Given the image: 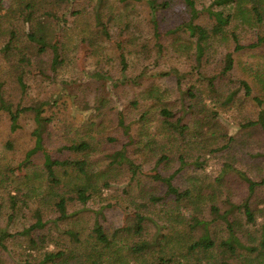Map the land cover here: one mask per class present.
I'll list each match as a JSON object with an SVG mask.
<instances>
[{
	"label": "rangeland",
	"instance_id": "374dc122",
	"mask_svg": "<svg viewBox=\"0 0 264 264\" xmlns=\"http://www.w3.org/2000/svg\"><path fill=\"white\" fill-rule=\"evenodd\" d=\"M240 1L246 5L244 16H252L253 3L264 16V0ZM209 2L197 0V5L201 8ZM1 4L0 48L9 30L22 41L24 29L31 25L14 0ZM180 5L175 0L156 15L159 37L154 35L144 0H104L99 7L97 0H73L68 6L51 7L56 19L36 9L34 28L44 32L48 43L62 47L63 60L53 71L49 49L39 55L33 44H28L30 51L23 46L32 61L23 73L24 86L13 68L19 56L8 61L0 49L4 102L12 109L41 106L50 118L42 148L29 156L35 144L33 111L21 112L18 128L12 131L9 114L0 108V230L13 234L0 246V264H28L45 251L60 250L65 253L62 264L93 258L89 245L95 221L107 234L118 231L123 246L115 264H159L161 258L172 264L221 260L217 246L206 253L190 250L202 235L201 226L193 225L192 219L208 221L213 239L224 237V222L211 207L218 213L231 208L230 217L239 218L233 207L249 194L236 171L254 180L264 175V134L259 126H244L256 119L259 106L238 84L247 80L264 108V74H256L264 71V46L236 53L234 68L222 76L221 59L232 43L229 38L215 39L197 64L192 39L173 31L184 18ZM95 7L101 13L98 20ZM205 17L202 14L199 20L205 23ZM236 26L241 42H249L253 29ZM259 26L264 33V20ZM139 74L137 83L126 82ZM202 75L216 76V92L208 89ZM190 87L194 98L187 93ZM150 88L154 92L145 95ZM235 91L233 100L225 104ZM164 107L174 113L170 121L180 118L186 128L166 126ZM118 152L124 153L123 160L113 161ZM47 156L86 160L87 169L100 175L86 203L76 199L72 187L77 178L69 167H57V181H48L43 167ZM171 187L188 189L191 196L176 201ZM60 196L67 199V218L62 220L55 206ZM249 202L262 207L264 187L256 189ZM37 214L44 227L31 231L36 239L32 247L28 236L18 232L33 224ZM136 214L144 217L140 234L133 230ZM263 222L259 217L256 225L247 224L242 216V240L255 244ZM67 230L77 232L78 239L69 238ZM142 241L150 244L144 254L132 250ZM241 253L228 263H255L253 255Z\"/></svg>",
	"mask_w": 264,
	"mask_h": 264
},
{
	"label": "trees",
	"instance_id": "16d2710c",
	"mask_svg": "<svg viewBox=\"0 0 264 264\" xmlns=\"http://www.w3.org/2000/svg\"><path fill=\"white\" fill-rule=\"evenodd\" d=\"M2 1L0 0V9L2 8ZM14 0L15 4L17 5L21 11V14H24V20L27 23H31L29 28L24 29L25 39L20 41V36L16 34L15 31L9 30L7 33V38L4 41L3 45L1 46V51L3 55L7 57L8 61H11L12 55H16L17 61L13 66L14 72H16L17 81L19 84L24 86L23 81V73L25 69L32 64L31 58L29 55L25 54L22 50V47L26 51H30L29 43L34 45L36 49V53L41 55L44 54L47 49L51 51L50 57V69L55 71L58 68V65L63 60V53L62 47L59 45H53L46 41V36L41 29L34 28L37 22H33L35 16H32L36 9L37 11L42 10L46 14H50L52 18H58L56 14H52L51 7H55V5L65 4L66 6L69 5L73 0ZM104 1V0H103ZM102 0H97V6H101L103 4ZM148 5L150 12H151V22L152 27L154 30L155 37H159V25L158 19H156V15L162 10L168 9L172 6V3L175 0H144ZM182 9H180V13L183 14V20L181 23L173 30V31H182L188 35L192 39L191 46L193 45L194 52H195V60L197 64H201L202 57L204 56L206 49L209 45L212 44V41L215 39H223L229 38L230 42L232 43V49L228 50L224 53L221 59V71L220 74L222 76H227L230 71L234 68L235 65V58L234 55L236 53L244 52L247 50H253L264 46V33L261 31L262 22L264 20L263 10L258 4H254L251 6L250 11L252 16H244L243 13L246 12V5L242 4L240 0H210L207 6H202L201 8L197 5V0H180ZM179 3V0H178ZM95 14L94 16L98 20L101 13L98 11L97 7H95ZM202 14H205V20L200 21V17ZM1 18V15H0ZM58 21V20H57ZM99 22V21H98ZM207 22L209 24H207ZM0 21V28H1ZM237 24H241L247 26L248 29H253L252 39L247 42L243 43L240 40L239 32L237 30ZM259 26L257 28H253L254 25ZM26 40V43L22 42ZM160 47V46H159ZM29 53V52H28ZM124 70V69H123ZM264 74V71L257 72V76L260 74ZM142 77V74L137 75L134 78L128 79L126 82L137 83L139 79ZM204 81H206V86L211 92H216V83L215 79L216 76H201ZM126 76H123L125 79ZM180 74H177V79L180 80ZM125 82V80H123ZM239 87L243 90V93L246 97L251 98L254 100L259 106V112L255 120H250L244 124V126L254 127L259 126L261 132L264 134V108L262 107L263 101L260 97L255 96L252 94V87L250 86L249 82L245 79H241L238 81ZM1 86V85H0ZM154 92L153 88L150 90L144 91L145 95L152 94ZM187 93L191 97H196L195 93L192 91V88L187 89ZM236 95V91L233 92L231 95L225 99V104L229 103L233 100L234 96ZM0 108L7 111L10 117V128L12 131L18 128V118L21 112L26 110H32L34 113V122L35 128L33 130V134L35 135V144L34 147L31 148L27 155H31L42 148V133L44 128L50 122V118L44 115V110L41 106H30V107H17L16 109H12L9 105H7L3 97L0 93ZM161 115L164 118V122L166 126L169 128H173L176 130H183L186 128L184 124H181V119L178 118L175 121H170V118L173 117L174 113L170 111V109L163 108L161 110ZM120 123L122 124V118L120 117ZM127 127V126H126ZM125 127V128H126ZM126 131V129H125ZM85 147V146H84ZM124 153L118 152L114 155L113 161H121L123 160ZM43 167L45 169L46 177L49 182L53 183L57 181L56 178V169L59 166L69 167L71 170V174L75 175L77 181L75 185H73L72 189L75 192L76 199L81 204L86 203L87 199L90 197L88 191L96 185V182L99 180L100 175L91 173L87 169L88 163L86 160H78V159H52L50 156L44 158ZM234 171V170H233ZM237 174L240 176L242 180L247 184L248 189V196L244 199L240 204L234 205L233 208L238 209L240 212L239 218L230 217V212L233 209H228L224 213H218L216 207L212 206L211 209L213 212H216V216L221 218L225 225V236H220L217 239H213V237L209 234L208 230V221L200 220L197 217L192 219L193 225L199 224L202 228V235L195 240L190 246V250H198L200 252H208L211 249H214L216 246L219 247V253L221 255V260H218L217 264H229L228 261L235 259L238 251L248 254L249 256L253 255L252 259H254V264H262L260 261L264 259V222L261 224L257 242L253 243H246L242 240L239 235L240 230H242V223L241 218L242 216L245 219L247 224L256 225L257 219L259 217L264 219V204L260 207V203H254L253 206L249 202L250 196L255 192L258 188L264 187V175L259 180H254L248 177L245 173L236 171ZM170 190V189H169ZM171 193L174 195V199L176 201H180L181 199L188 198L191 196L190 190L180 191L177 188L171 187ZM156 197H152L153 200H157ZM264 203V202H263ZM14 204V202H13ZM66 204L67 199L64 196H60L58 200L55 202V206L59 212V219H66ZM144 217L140 214H136L134 217V225L133 230L135 234H140L142 231V223ZM191 225V226H193ZM44 227V223L42 222L39 214H37L36 221L24 227L18 233L21 235L28 236L32 247H35L36 239L32 238L30 233L32 230L36 228ZM66 233L68 234L69 238L78 239V233L74 230H67ZM92 241L91 245H89L92 250V255L94 254L93 258L85 257V259L80 258L78 262H74L72 264H115L117 260H119V251H121L123 243L122 240L118 239V231H115L112 234H107L102 225L99 224L97 221L94 222L92 227ZM13 237L12 233L7 232L6 230H0V246H3L4 241L7 238ZM39 239H43L44 237L38 236ZM167 239V237H164ZM89 244V243H87ZM150 247V244L146 241H142L139 244H135L132 250L138 251L139 254L145 253ZM143 253V254H144ZM241 253L240 255L243 256ZM239 255V257H240ZM65 253L64 251H45L42 254V258L36 259L28 264H57V262L64 258ZM111 260V261H110ZM161 261L159 264H172V261H166L164 258L160 259ZM60 261L58 264H62ZM67 263V262H65Z\"/></svg>",
	"mask_w": 264,
	"mask_h": 264
}]
</instances>
